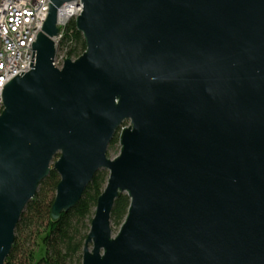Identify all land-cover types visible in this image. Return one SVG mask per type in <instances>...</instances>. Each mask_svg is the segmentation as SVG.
Returning a JSON list of instances; mask_svg holds the SVG:
<instances>
[{
  "label": "water",
  "instance_id": "1",
  "mask_svg": "<svg viewBox=\"0 0 264 264\" xmlns=\"http://www.w3.org/2000/svg\"><path fill=\"white\" fill-rule=\"evenodd\" d=\"M72 1L87 49L60 70L58 13ZM49 5L31 71L2 95L0 264L51 170L54 221L109 173L82 264H264V0Z\"/></svg>",
  "mask_w": 264,
  "mask_h": 264
},
{
  "label": "trees",
  "instance_id": "2",
  "mask_svg": "<svg viewBox=\"0 0 264 264\" xmlns=\"http://www.w3.org/2000/svg\"><path fill=\"white\" fill-rule=\"evenodd\" d=\"M60 49L67 50L69 58H79L86 52L84 37L73 20L66 26ZM127 125V124H126ZM119 145V136L110 145L109 152ZM109 173L102 170L92 180L81 201L59 221L51 217L52 205L60 182L59 173L51 174L39 187L36 197L26 206L16 228L15 244L5 264H82L84 246L91 230L97 201L107 185ZM111 225L113 232L122 226L131 204L127 195L115 201Z\"/></svg>",
  "mask_w": 264,
  "mask_h": 264
},
{
  "label": "built area",
  "instance_id": "3",
  "mask_svg": "<svg viewBox=\"0 0 264 264\" xmlns=\"http://www.w3.org/2000/svg\"><path fill=\"white\" fill-rule=\"evenodd\" d=\"M50 0H0V115L3 112V91L9 82L21 72L28 73L32 67L33 43L43 30L48 18ZM83 4L67 3L59 10L60 34L54 38L58 49L55 66L62 69L69 58L67 50H61L66 26L81 16Z\"/></svg>",
  "mask_w": 264,
  "mask_h": 264
},
{
  "label": "rangeland",
  "instance_id": "4",
  "mask_svg": "<svg viewBox=\"0 0 264 264\" xmlns=\"http://www.w3.org/2000/svg\"><path fill=\"white\" fill-rule=\"evenodd\" d=\"M120 150H121V147L119 145H117V147L113 150H111L109 153H108V157L111 158V159H114V157L118 156L119 153H120ZM116 232H114V234H116Z\"/></svg>",
  "mask_w": 264,
  "mask_h": 264
}]
</instances>
